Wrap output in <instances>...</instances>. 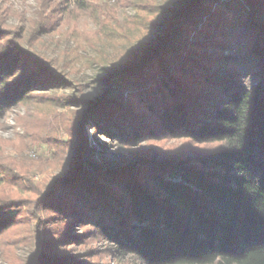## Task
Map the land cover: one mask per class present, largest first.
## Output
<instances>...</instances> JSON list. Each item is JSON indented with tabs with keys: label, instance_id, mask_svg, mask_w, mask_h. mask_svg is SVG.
<instances>
[{
	"label": "trees",
	"instance_id": "1",
	"mask_svg": "<svg viewBox=\"0 0 264 264\" xmlns=\"http://www.w3.org/2000/svg\"><path fill=\"white\" fill-rule=\"evenodd\" d=\"M71 1L94 11L91 0H41L28 33L0 10V119L21 105H62L51 89L71 82L24 44L57 31ZM180 12L174 37L111 75L120 94L56 118L69 139L48 141L63 157L76 154L68 175L34 183L0 155L7 264H101L96 251H68L97 239L120 264H264V0H187ZM87 118L93 132L119 133L131 146L185 141L105 171L84 160ZM22 244L36 245L28 260L15 254Z\"/></svg>",
	"mask_w": 264,
	"mask_h": 264
},
{
	"label": "rangeland",
	"instance_id": "2",
	"mask_svg": "<svg viewBox=\"0 0 264 264\" xmlns=\"http://www.w3.org/2000/svg\"><path fill=\"white\" fill-rule=\"evenodd\" d=\"M91 1L93 12L82 10L71 1L70 11L61 17L57 31L42 35L32 45L24 44L26 50L43 56L60 75L71 82V85L64 84L51 89L50 93L58 95L57 99L62 105H21L15 107L6 118L0 119V155L15 160L17 169L34 183L46 185L54 176H66L74 163L75 153L67 151L63 157L59 152L58 144L65 145L69 138L65 125L57 124L56 118L62 122L65 114L70 115L79 109L92 110V106L102 98L120 94L119 84L110 79L111 75L133 63L135 53L149 50L166 36L174 37L175 24L187 2L137 0L148 3V6L144 4L146 7L138 8L127 6L126 0ZM40 3L41 0H0V10L7 24L14 27L23 26L25 32H29L31 21L37 19L42 10ZM142 3L140 4L143 5ZM157 8L160 12H156ZM196 19L200 21V18ZM170 24H173L174 28L171 31L168 29ZM227 54L231 55L232 52ZM78 98L84 100L86 105L78 106ZM21 119L23 123L41 126L40 129L47 136L40 137L34 134L33 129L27 130L20 123ZM89 122L87 118L83 127L85 147L89 152L84 160L105 171L137 164L145 153L156 155L158 150H175L185 141H141L138 146H131L126 140H122L119 133L108 136L93 132ZM48 138L57 139L58 144L50 143ZM21 191L31 194V191L26 189ZM81 232L78 226L72 227V235ZM5 246L7 247V244ZM68 246V251L77 255L96 251L98 256L92 258V262L120 264L106 252L109 242L103 239ZM35 250V244H22L17 247L15 254L21 260H28ZM126 262L124 264H136L131 259ZM0 264H7L1 247Z\"/></svg>",
	"mask_w": 264,
	"mask_h": 264
}]
</instances>
